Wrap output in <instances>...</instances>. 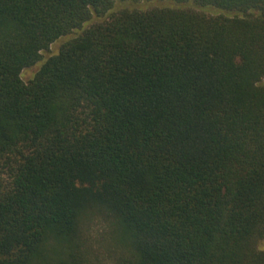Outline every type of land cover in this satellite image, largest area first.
<instances>
[{"label":"trees","instance_id":"obj_1","mask_svg":"<svg viewBox=\"0 0 264 264\" xmlns=\"http://www.w3.org/2000/svg\"><path fill=\"white\" fill-rule=\"evenodd\" d=\"M97 209L111 264H264V0H0V264Z\"/></svg>","mask_w":264,"mask_h":264},{"label":"rangeland","instance_id":"obj_2","mask_svg":"<svg viewBox=\"0 0 264 264\" xmlns=\"http://www.w3.org/2000/svg\"><path fill=\"white\" fill-rule=\"evenodd\" d=\"M64 38L43 50L42 57L57 51L59 43ZM35 69L36 66L24 69L22 77L27 80ZM116 236L115 226L104 211L97 209L88 212L81 226L82 251L88 264H111L117 249ZM260 245L264 248V240L260 241Z\"/></svg>","mask_w":264,"mask_h":264}]
</instances>
